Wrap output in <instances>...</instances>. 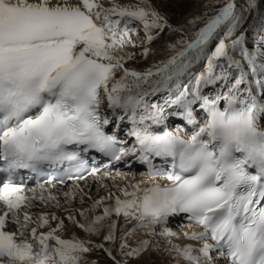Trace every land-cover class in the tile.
<instances>
[{"label":"snow or ice","instance_id":"1","mask_svg":"<svg viewBox=\"0 0 264 264\" xmlns=\"http://www.w3.org/2000/svg\"><path fill=\"white\" fill-rule=\"evenodd\" d=\"M259 7L223 0L206 19L173 24L151 0H0V264H97L86 259L94 249L129 264L150 242L132 247L128 237L155 236L157 226L174 235L164 226L181 214L200 230L184 232L192 243L170 254L187 264H264V21L244 28ZM133 37L139 53L125 51L139 46ZM162 39L174 54L143 71L126 66ZM201 62L203 71L181 83ZM164 91L163 103L151 99ZM171 116L184 127L167 130ZM125 122L131 144L107 130ZM156 158L169 167L157 169ZM131 162L146 165L148 177L112 175ZM64 165L39 191L17 181L20 170ZM89 177L106 195L92 197ZM58 185L68 187L63 203ZM77 198L90 206L76 208ZM38 204L65 216L31 211ZM69 225L85 236L62 238ZM105 229L110 248L91 239Z\"/></svg>","mask_w":264,"mask_h":264},{"label":"bare ground","instance_id":"2","mask_svg":"<svg viewBox=\"0 0 264 264\" xmlns=\"http://www.w3.org/2000/svg\"><path fill=\"white\" fill-rule=\"evenodd\" d=\"M119 2L122 3V4L134 3L133 1L122 2L121 0H119ZM211 3H212V0H199V1H197L195 3V5H194L193 10L188 15H186L180 22H183L184 19H186V18H188V17H190L192 15H200V14H205V13L207 15L208 11L211 8ZM212 8H214V7L212 6ZM163 44H164V41L158 47L153 49V55L150 56L151 58L149 59V61L142 62L141 61L142 60L141 57L137 56L135 60L128 61L126 66L135 68L136 70H139V71H143V70L151 67L154 62H158L159 60L165 59L167 51L164 49ZM128 52H129V50H128ZM116 54L117 55H123L124 53H116ZM198 71H203V62H201L200 64H197L196 66H194L192 69L189 70V72L187 74H185L183 77H181V83H187L189 78L192 75L196 74ZM217 87H219V86H217ZM205 91L207 92V91H210V90L209 89H205ZM161 93L168 94V92H166V91L161 92ZM164 94H162V97L166 96ZM159 95H161V94L159 93V94H157V96L151 97V99L155 102ZM172 118H174V117H172ZM172 118L169 117L165 121V124L167 126V130L175 131L179 127H177V126H175L173 124ZM129 127H130V125H128L126 122L119 128L114 127L113 125L110 124L108 126L107 130L110 133H112V132L116 133L121 140H128V143L131 144L132 143V138H129L128 135H127ZM156 130L157 131H163L164 127L161 126L160 128H157ZM102 161H103V168H105L104 159H102ZM154 164H155L156 168L158 166H164V165H159V164H164V161L161 160L160 158H156L154 160ZM119 168H121V172L126 173L128 175V179L129 180H133V182H138V181H140L142 179H146L148 177V173H149V170H148L146 165H143V164L138 163V162H131V167H129V165H125V164L117 165L114 168V173H112V175H115L116 174L115 171H117ZM140 168H143L144 172H140V170H138ZM96 169H98V167ZM136 173H138V174L136 175ZM88 182H89V184L92 185L91 195H92V197L94 199L98 198L99 196L106 195V192H105L104 189H100V192H96L97 186H96L95 183H93L91 177H89V181ZM117 182L123 184L124 181L120 177H117ZM159 182L161 184L167 183L166 181H163V180H160ZM80 183L83 185V182H80ZM106 183L111 184L112 181L108 180V181H106ZM27 186H29V185L27 184ZM93 186L95 188H93ZM45 187H48V186H45ZM30 188H36V186L32 182H30ZM67 190H68V188H67ZM67 190H64V191H67ZM64 191L60 192V199H61L62 203H63V192ZM113 191H115V189H113ZM90 204H91V201H88V203H86L85 205H80L78 198L74 202V206L76 208L88 207V206H90ZM64 206L65 207H69V205H64ZM31 211L39 212V211H42V210H40L39 208H35L34 207L33 209H31ZM47 212H55L58 216H61V217L65 216V213L61 209H57L55 207L50 208L49 210H47ZM176 217H177V215L170 217L168 223L164 226L167 229H169L174 235L166 236L164 238L169 239L170 241H172L171 243H175V244L176 243H181V244H186L187 245L189 243H192L191 241H188V240L183 238V233L184 232H191V231H194V230L199 231L200 229H195V228L189 227V226H187L188 222L184 221L182 223L181 229H180V227H178L180 229V230H178L176 227L173 226L174 225L173 223L172 224L169 223L171 220L175 219ZM173 222H176V221H173ZM53 223H55V222H53ZM123 223H124L123 218H120L119 225H123ZM119 225H118V229H117V237H119V235H120ZM129 227H131V225H129ZM158 227L159 226H157L156 229L162 232L163 228L162 227L158 228ZM147 232H148L147 229H139V230H137L136 232H134L129 237V241L130 242H128V243L132 247H136L144 239H147V240L149 239L151 242H155V241L163 242V240H162L163 236H162V238H159L157 236L151 237L150 235H147ZM73 233H75L78 237H84L85 236V234L80 229L74 228L71 225H69L67 231L62 232L61 235H62V238L68 239V238L71 237V235ZM105 233H106V229H105V232L101 233V235L92 236L91 239L93 240L94 243H105L104 240H103V235ZM177 237H180V238L177 239ZM155 245H156V243H155ZM155 245L154 244L149 245V249H148L149 252L147 251V254L149 255V257H151V254H152L151 252L153 251ZM105 247L106 248H110L112 246L110 244H108V243H105ZM169 255H170V253L167 254V257H166V259L169 261V264H180V260L181 259H178L177 263H174V262H171L169 260L170 259ZM86 259L88 261H97V262H99V264H113V261H111L108 258L107 254L105 252H103L102 250H99V249H94L91 253L87 254ZM117 259H120V257L117 256ZM130 262L132 263L133 261H130ZM139 262H142V261H139ZM181 264H186V263L182 262Z\"/></svg>","mask_w":264,"mask_h":264},{"label":"rangeland","instance_id":"3","mask_svg":"<svg viewBox=\"0 0 264 264\" xmlns=\"http://www.w3.org/2000/svg\"><path fill=\"white\" fill-rule=\"evenodd\" d=\"M121 1L122 2H125V1H133L134 3H137L138 2V0H121ZM197 1H199V0H166V2H162V0H151V3L157 9L168 13L171 16V22L173 24H176V23L180 22L186 15H188L193 10L194 5H195V3ZM222 2H223V0H221V3H215L214 0H212L211 8L208 11L207 15L205 16V19L207 17H210V16L214 15L216 13L217 9L222 6ZM237 2L240 5L243 4V0H237ZM212 6L214 8H212ZM246 15H247V20H246V22L244 24V28H248L249 24H252L254 19H255V23L257 25H259L262 21H264V0H260V7H259V10L258 11L257 10H253L251 13H246ZM201 26H203V21H201V23L197 25V29L199 27H201ZM195 30L196 29H192V30H190V31L187 32V35H188L189 38L191 37L192 32L195 31ZM142 35H143V33L141 32V36ZM250 36H251V33H249V37ZM166 38H167V34H165V39ZM133 39L136 40V42H137V44L139 46L137 48H132V49L131 48H128V49H126L127 51L126 50L125 51L128 52V50H129V52L139 53L142 50L143 45L140 44L139 38L133 37ZM163 41H164L163 39L162 40H158V41L154 42L153 45H151L150 47L152 49H154V48L158 47L160 44H162ZM172 54H174V53L167 51L166 58L169 57V56H171ZM151 55H153V52H152ZM137 56H139V55H137ZM150 56L147 59H144L143 57H141V59H142L141 61L142 62L149 61V59L151 58ZM199 72H201V71H198L197 73H199ZM160 94L161 95H159L157 97V99H156L155 102L163 103L164 98H166L168 96V94H164V93H160ZM162 94H164L166 96L165 97H162ZM172 117H174V118H172ZM171 118H172V120H175V121H173V124L175 126H177V127H184L185 122L179 116H171ZM138 170H140V172H144V170L142 168H140ZM137 174L138 173H136V175ZM160 233L161 232L159 231L158 234L160 235ZM160 237H162V236H159V238ZM168 240L169 239H164L163 242H160V241L159 242L158 241L151 242L149 240V242H150L149 245H151V244H154L155 245V243L157 245V246L155 245L156 247L154 246V249L151 252L152 254L153 253L154 254L153 255L151 254V257H149V255L146 252L145 254H143L141 256V258L139 260H132L133 262L132 263L129 262V264H145L146 261H151L152 264H169V261L166 259L167 254H169V251H167V250L171 247V245H173L175 243H171L172 241H170V240H169L170 242H168ZM128 242H130L129 241V237H128ZM178 245H180V244H178ZM156 248H158L159 251H156L155 250ZM169 258H170L169 260L171 262H174V263H177L178 259H180V258H178L176 256L175 253H171L169 255ZM139 261H142V262H139ZM182 262H183V260L181 259L180 260V264ZM97 264H99V262H97Z\"/></svg>","mask_w":264,"mask_h":264}]
</instances>
